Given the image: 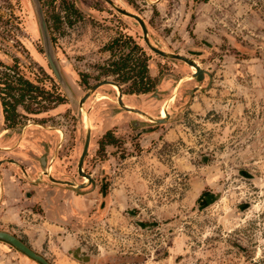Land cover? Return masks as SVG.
<instances>
[{
    "label": "rangeland",
    "instance_id": "1",
    "mask_svg": "<svg viewBox=\"0 0 264 264\" xmlns=\"http://www.w3.org/2000/svg\"><path fill=\"white\" fill-rule=\"evenodd\" d=\"M119 1L146 19L158 49L197 63L204 78L150 49L133 18L122 22L129 45L103 51L117 30L82 3L74 34L49 29L73 103L48 63L33 1L0 0V71L17 64L60 99L33 112L29 101L17 106L9 131L20 143L0 155V173L15 168L5 185L19 202L0 227L52 264H264V0ZM129 54L138 63L122 84L111 66ZM143 60L151 87L135 92ZM102 80L116 81L124 103L152 117L167 103L170 117L149 120L122 107L111 84L97 88L84 104L92 123L85 178L78 103ZM49 161L53 178L75 185L49 178ZM0 264L39 263L0 241Z\"/></svg>",
    "mask_w": 264,
    "mask_h": 264
},
{
    "label": "flooded vegetation",
    "instance_id": "2",
    "mask_svg": "<svg viewBox=\"0 0 264 264\" xmlns=\"http://www.w3.org/2000/svg\"><path fill=\"white\" fill-rule=\"evenodd\" d=\"M80 1H82V3H86L90 7V9H94L96 12H102V13L107 14L105 15V18L103 20L104 22H106V25L103 24L105 29L117 30V34L111 40L112 42L105 43L103 45L102 47L103 51H110L113 54H117V53L120 54V52L123 51L121 50L122 49L121 47L125 48V46L129 45L131 40L134 39L131 34H129L128 32L124 30V27L122 25V22L125 21L124 20L125 18H133V17L123 13V11L130 12V13H133L139 16L147 25L146 19L140 13L133 11L130 8H126L119 0H80ZM125 2L134 4V0H125ZM82 3H80L78 0H44V5L46 7V9L44 10L48 18L47 22H48L49 29L55 30V31L58 30L61 36L62 34H64V36L66 37L70 36V34H67L68 32L74 34V31L81 27L82 20L84 19L83 10L81 9ZM92 17L94 18V16ZM133 19H135L140 24L139 20H137L136 18H133ZM108 22L109 24L107 25ZM141 29H142V36L144 39V31H143L142 26H141ZM148 33H149V30H148ZM56 34L57 33H54L55 37H56ZM135 45H138V44H135ZM135 47L137 48L136 50H139L137 52L146 54V50L144 48L142 49V47H139V46H135ZM115 67L116 66L113 63L111 68L114 69ZM112 75L118 77L116 79L117 82L118 81L120 82L121 79H123L122 77H120L119 74L112 73ZM204 76H205V73H204ZM102 81H107V80H102ZM121 82L123 84L127 81L122 80ZM135 83L136 82H134V84ZM16 118H17V115L13 116L11 115V112L10 114L9 113L7 114L4 108L0 111V124H4L6 126V127H2V125L0 126V138H9L11 140L8 146H6V149H12V147H14L17 144V142L20 140L17 137L18 136L17 133L15 134L9 131L10 128L15 127V124L17 125ZM21 143H24V142L21 141ZM1 160L2 159H0V162L2 163ZM43 161L47 162L45 157L43 158ZM1 163H0V166H3V163L2 164ZM1 170H3L2 167H0V171ZM9 170L11 171L8 175L12 178L13 176H15L16 170L15 168H13V166L10 167ZM5 186H6L5 183L3 182L0 183V196H1L0 197V221L4 219L3 215L5 213L8 216H12L11 214H14L16 212L15 209H17V207L15 206L19 202L18 200L19 195H15L13 197L10 196L9 194L10 191L6 190ZM14 194L16 193H11V195H14ZM0 226L2 225L0 224ZM0 230L7 231V229H3L1 227H0Z\"/></svg>",
    "mask_w": 264,
    "mask_h": 264
},
{
    "label": "water",
    "instance_id": "3",
    "mask_svg": "<svg viewBox=\"0 0 264 264\" xmlns=\"http://www.w3.org/2000/svg\"><path fill=\"white\" fill-rule=\"evenodd\" d=\"M32 1L34 4V10L36 12V16H37V20H38V24H39V29H40V33H41V37H42L44 50H45L44 52H45L46 57L48 59V63L50 65V68L52 69L57 80L60 82V84L64 88L65 94H67L70 97L71 102L75 103V101H76L75 93H73L74 91L70 87V85H69V83H68V81L64 75L62 67H61L59 60L57 58L56 52H54L55 49H54V45L52 42V38H51L48 22H47V19L45 16V12L43 10L42 2H41V0H32ZM123 13L139 20V22L143 28V31H144V40L147 43V45L150 47V49H152L156 53L161 54L163 56L182 59V60L188 62L190 65H194L197 68V72L194 74V77H196L197 79L204 78L205 70H203L198 64H196L192 60H190L187 57L182 56V55H177L174 53L165 52L163 50L158 49V47H156L149 38L148 27H147L146 23L139 16H137L133 13H130V12H124L123 11ZM103 84H113V85H116L118 87L119 92H120V95L118 97L119 103L125 109H127L129 111L136 112L138 114H141L144 117H146L148 119H152L153 121H155L157 123H164L169 119L170 115L167 118H155V117L148 115L147 113H145L144 111H142L138 108H134V107L131 108V107L127 106L122 99L121 86L112 80L101 81V82L97 83L96 85H94L90 89L89 92H87V94L84 97H82L80 99V101L78 103L80 113H82V109L84 107L85 101L90 96V94H92V92H94L98 87L102 86ZM90 134H91V128L87 127V134H86L87 136H86L85 147H84V151L82 153V156H81L79 164H78L80 174H83L85 177L90 176V175L84 174V170H83L84 158L88 152V148H89L90 140H91ZM47 174H48L49 178H51L54 181L62 182V183H66V184L70 183L72 185H75L74 183L67 181V180H58V179L53 178L52 175H49V172ZM79 186H81V185H79ZM81 187H84V185ZM0 241L11 245L17 251H19L22 254L26 255L27 257L33 259L36 263L52 264L51 262H49V260L45 256H43L39 252L35 251L33 248L28 246L23 240H21L17 236H15V235L7 232V231L0 230Z\"/></svg>",
    "mask_w": 264,
    "mask_h": 264
},
{
    "label": "trees",
    "instance_id": "4",
    "mask_svg": "<svg viewBox=\"0 0 264 264\" xmlns=\"http://www.w3.org/2000/svg\"><path fill=\"white\" fill-rule=\"evenodd\" d=\"M144 59L147 62V56ZM142 62H144V60ZM146 62L135 72L136 76H141L138 81H135L136 83L133 86L135 92H148V90H150L151 78L148 75ZM137 63L138 60H134L133 62L131 54H129L122 58L121 61L114 64L116 67L112 69V72L114 74H119L123 79L125 77H127V79L131 78V76L127 74L136 69ZM10 68L13 73L0 71V95L2 97L4 110L7 114L11 112V114L15 116L17 106L23 105L25 101H29V104L24 106L26 110L33 112L34 110L39 111L43 107L46 108L47 105H45V101H56L59 99L58 97L54 98L53 94L40 89L39 86L29 80L20 72L17 64L10 66L9 69Z\"/></svg>",
    "mask_w": 264,
    "mask_h": 264
},
{
    "label": "bare ground",
    "instance_id": "5",
    "mask_svg": "<svg viewBox=\"0 0 264 264\" xmlns=\"http://www.w3.org/2000/svg\"><path fill=\"white\" fill-rule=\"evenodd\" d=\"M192 67H194V68H196L194 65H191ZM196 70H197V68H196ZM194 74L195 73H193L192 72V75L194 76ZM188 76V77H186V79H188V78H193V76ZM185 79V80H186ZM182 80H184V79H182ZM112 85V87L113 88H116V90H118L117 91V98L119 97V95H120V92H119V89H118V87L116 86V85H113V84H111ZM173 99V98H172ZM167 104V103H166ZM164 105L163 106V111H162V115H160L159 117H155V118H167L168 116H169V113H168V110H167V105ZM128 106V105H127ZM129 107H131V106H129ZM132 108V107H131ZM82 114L85 116V119H86V127H90L91 129H92V123H91V119H90V116H89V114H88V112L86 111V109H85V107H83V109H82ZM141 116H143V115H141ZM144 117V116H143ZM149 120H152V119H149ZM55 167V162L54 161H49V163H48V166H47V170L45 171V172H49V175H52V171H53V168ZM85 178H87V177H85Z\"/></svg>",
    "mask_w": 264,
    "mask_h": 264
},
{
    "label": "crops",
    "instance_id": "6",
    "mask_svg": "<svg viewBox=\"0 0 264 264\" xmlns=\"http://www.w3.org/2000/svg\"><path fill=\"white\" fill-rule=\"evenodd\" d=\"M19 141L17 142V144L15 146L18 145ZM9 142H11V140L9 138H0V155L4 154V152L11 151L15 147V146L12 147V149H6V146H8ZM0 158H1V156H0ZM14 178H17V177H14ZM17 179H19V178H17ZM13 181L14 180L8 174H5V173L4 174H0V183H2V182L3 183H7V182H9V183L11 182L12 183ZM7 187L10 188V184H8ZM5 188H6V186H5ZM6 190H7V188H6Z\"/></svg>",
    "mask_w": 264,
    "mask_h": 264
}]
</instances>
